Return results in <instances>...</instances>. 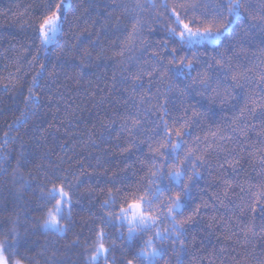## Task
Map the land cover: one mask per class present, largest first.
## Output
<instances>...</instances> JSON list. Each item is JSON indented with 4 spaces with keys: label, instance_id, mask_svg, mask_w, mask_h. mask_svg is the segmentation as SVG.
Wrapping results in <instances>:
<instances>
[{
    "label": "trees",
    "instance_id": "1",
    "mask_svg": "<svg viewBox=\"0 0 264 264\" xmlns=\"http://www.w3.org/2000/svg\"><path fill=\"white\" fill-rule=\"evenodd\" d=\"M50 2L0 0V240L11 242L15 227L20 237L16 258L24 264H86L109 212L118 213L122 202L148 186L149 145L155 148L165 138L166 122L172 142L186 141L185 149L200 155L203 164L195 162L200 176L189 185L186 213L197 207L199 212L185 225L187 247L174 252L179 246L165 241L162 247L168 251L161 264H264V32L252 27L261 23L264 0H243L244 19L223 41L225 47L215 51L211 46L185 49L170 38L168 29L175 24L160 7L163 0H155V8L139 0L145 7L138 13L125 11L135 0H70L59 46L45 48L37 26ZM132 15L141 23L137 38L126 46ZM220 52L230 57L237 80L216 65L213 58L219 59ZM173 54L191 60L193 71L180 76L170 71L163 78L159 72L141 73L135 83L144 86V103L139 95L130 98L129 74L161 64L173 68L168 64ZM81 59L89 64L84 74ZM205 71L216 91L199 95L198 72ZM129 114L139 121L131 133L123 118ZM133 141L138 148L122 151ZM179 155L184 160L186 152ZM183 166L191 175L190 164ZM223 179L232 182L228 197ZM60 180L71 184L73 199L64 236L41 227L42 189ZM170 184L165 177L160 186ZM253 219L254 231L245 234L243 225ZM104 231L109 264H127L143 242L138 237L130 247L126 229L108 226Z\"/></svg>",
    "mask_w": 264,
    "mask_h": 264
},
{
    "label": "snow or ice",
    "instance_id": "2",
    "mask_svg": "<svg viewBox=\"0 0 264 264\" xmlns=\"http://www.w3.org/2000/svg\"><path fill=\"white\" fill-rule=\"evenodd\" d=\"M149 3L153 8L156 7L155 0H149ZM144 7L145 5L141 4L139 0H135L133 7L125 6V11L138 13L143 11ZM160 7L169 13V19L175 24V27L168 29L169 37L176 40L182 48L199 49L203 47L207 50L211 46L215 51L225 47L223 41L233 34L237 22L244 19L242 9H244L245 5L243 0H225L223 3L211 5L201 3L199 0H175L170 5L168 0H163ZM70 8V3H66L65 0H51L46 5V9L41 14L37 26L38 38L43 47L59 46V38L63 36L64 20ZM260 19L261 23L259 25L253 24L252 27H258L261 32H264V15ZM130 23L131 31L128 32L124 41L126 46H130L137 38V27L140 25L141 20L137 15H132ZM117 24H119V21H117ZM165 48H167L166 45ZM175 51L176 49L173 48L172 53H175ZM122 53L123 49L121 50ZM84 55L90 56L91 54L85 49ZM218 55L219 59H213H215L216 65H219L220 68L227 69L224 75L228 77L231 72L230 57H226L223 52L218 53ZM168 64L175 65V67L168 68L166 65L161 64L159 68L154 66L151 70L141 69L139 72L130 73L129 78L133 81L130 85V98L134 99L139 95V103H144V86L143 84L135 83V81L141 79V73L151 77L153 72H159L160 78H163L170 71L174 76L189 75L193 71L192 61H186L183 56L171 55ZM181 65L183 67H180ZM88 66L89 64L81 59L79 65L80 74H84V69ZM41 67L43 68V65ZM209 67H212V65H209ZM238 75V73L231 72V79L233 81L237 80ZM198 77L199 80L197 82L203 86L202 89H196L199 95H203L207 91H216L211 86L207 71L198 72ZM260 79L264 81V75H261ZM124 90L126 92L129 91L127 88ZM168 90L170 91V88ZM261 91H264V89H261ZM227 99L228 96L225 95L224 101ZM124 103L127 104L128 99H125ZM160 107L164 109L163 104ZM164 110L167 111L166 109ZM250 111L255 112V107L250 109ZM135 115H139V113ZM240 115L243 116V109ZM123 118L126 123L130 122V133L139 124L138 119L132 114ZM175 135L179 137L181 132L177 130ZM171 136L172 133L165 122V138H162L155 148L149 145V150L153 153V156L150 159L151 167L149 168L150 179L148 180V186L141 189L130 202L127 200L122 202L118 213L109 212V218L96 231L95 248L88 254L86 264H100L101 259L104 264H109L108 257L111 250L104 243L105 239L108 238L104 228L108 226L126 229L127 242L130 247H133L132 242L136 241L138 237L143 241L137 245L139 251L135 252L134 256L127 260V264H161L168 251V249L162 247L165 241H170L173 245L179 246L178 249L173 247L172 251H185L187 247V229L185 225L191 224L194 216L199 212V207H197L191 215L186 213L187 201L191 199L189 185L194 177L199 178L200 176L195 162L200 161L202 166L203 161L200 155H194L190 149H185L186 141L180 140L173 143ZM133 147L138 148L139 145L133 141L123 148L122 151H131ZM182 151L186 152L184 160H181L179 155ZM185 161L190 164L191 175L183 166ZM235 163H238V161ZM235 163H230V166L235 167ZM165 177L171 181V184L161 187L160 184L163 183ZM223 183L225 185L223 195L228 197L232 182L228 179H223ZM45 187L47 190L42 189L41 192L45 206V215L41 227L47 233L64 236L69 230V222L72 218L73 199L70 193L71 184H66L65 180H60L58 184L52 182L51 187ZM240 191L243 192L244 188L241 187ZM111 203L112 205L116 204L115 198H112ZM108 205L109 202L105 201V206ZM253 211H255V208H253ZM260 213L264 217V205L261 206ZM114 220L116 223H113ZM165 222H167V226H165ZM237 223L240 224V221L238 220ZM254 228L253 219L243 225L241 230L247 234L249 231H254ZM261 230H264V225L261 226ZM10 235L12 237L11 242L7 238L0 240V264H22V261L16 258L15 249L19 245L20 237L15 227L12 228ZM145 236H147L146 239H144ZM120 238H124L123 232H121ZM114 245L115 242L113 241ZM113 264H115L114 261ZM177 264H183V260H178Z\"/></svg>",
    "mask_w": 264,
    "mask_h": 264
},
{
    "label": "rangeland",
    "instance_id": "3",
    "mask_svg": "<svg viewBox=\"0 0 264 264\" xmlns=\"http://www.w3.org/2000/svg\"><path fill=\"white\" fill-rule=\"evenodd\" d=\"M65 2H66V3H70V0H65ZM22 264H24V263L22 262Z\"/></svg>",
    "mask_w": 264,
    "mask_h": 264
}]
</instances>
